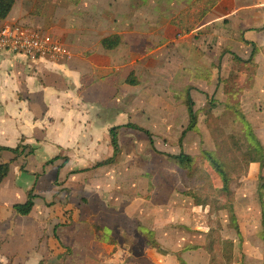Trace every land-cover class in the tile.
<instances>
[{
	"label": "crops",
	"instance_id": "crops-1",
	"mask_svg": "<svg viewBox=\"0 0 264 264\" xmlns=\"http://www.w3.org/2000/svg\"><path fill=\"white\" fill-rule=\"evenodd\" d=\"M243 1L14 0L0 27L57 38L71 56L0 55V264H134L129 253L120 262L112 229L96 230L97 206L82 198L118 169L121 138L143 133L128 124L152 134L157 123L190 120L188 98L197 104L200 91L221 89L264 146L255 124L264 115V0ZM29 193L34 206L21 216L13 206ZM68 211L73 225L63 226Z\"/></svg>",
	"mask_w": 264,
	"mask_h": 264
},
{
	"label": "rangeland",
	"instance_id": "rangeland-1",
	"mask_svg": "<svg viewBox=\"0 0 264 264\" xmlns=\"http://www.w3.org/2000/svg\"><path fill=\"white\" fill-rule=\"evenodd\" d=\"M185 12L188 16L193 13ZM249 75L238 83L244 85ZM206 91H200V102L193 105L196 129L187 132L182 141L188 115L180 121L157 123L151 128V139L143 133L123 136L118 169L103 175L106 185L98 194L88 186L82 204L97 206L89 207L98 213L92 223L97 231L112 229L108 241L121 248L120 262L129 253L132 259L136 257L134 264H179V260L184 264H264V202L258 196L264 165H250L257 150L240 115L224 106L221 89ZM262 118L264 115L258 117L256 126H264ZM258 130L264 142V130ZM263 148L261 145L264 164ZM202 150L212 152L224 166L227 192L222 190L219 175L203 160ZM181 151L194 157L187 170L177 169L169 158ZM64 214L68 221L62 225H73L72 217L67 218L72 212Z\"/></svg>",
	"mask_w": 264,
	"mask_h": 264
},
{
	"label": "trees",
	"instance_id": "trees-1",
	"mask_svg": "<svg viewBox=\"0 0 264 264\" xmlns=\"http://www.w3.org/2000/svg\"><path fill=\"white\" fill-rule=\"evenodd\" d=\"M13 3H14V0H0V20H3L7 17L9 12L11 11ZM111 40L112 39H110V38L103 40V45L106 48H111L113 46L109 43ZM254 51H255V49L253 50L252 56H254L253 55L255 53ZM187 109L189 112L190 120H189V124H188L187 129L182 133V136H181L179 141H182L184 135L187 132L194 131L196 129L197 116L193 112V103L191 102L190 98H188V101H187ZM234 111H236L237 114L240 115V120L243 121V123L245 124V131H246L247 137L252 141V143L254 145L253 149L257 150V153L252 152L255 155H253V157L250 159L249 163H260L261 168H262L264 164L261 162V160H262V155H261L262 149H260L261 143L257 139V137L253 134L251 124L245 119L241 110H239L237 107H234ZM127 128L141 131L144 134H146L149 139H151V134L148 131L141 129L140 127H138L136 125L128 124ZM110 134H111V139H112L111 144H112L114 151L116 153V151L118 150V143H117L118 134H117L116 129H112ZM151 144H152V141H151ZM201 156H202L203 160H205L209 165H211V167L214 169L215 173L217 175H219V177L222 181V187H223L222 190L224 192H227L228 191V183H229L228 182V175H227V172H226L224 166L222 165V163L219 161V159L212 152L202 150ZM255 156H256V158H255ZM169 158L176 165L177 169H180V170H183V169L187 170L194 161V157H192V156H190V155H188L182 151L179 152V154H177V155L169 156ZM112 162H113L112 160L102 162V163H99V166L106 165V164H109ZM7 173H8V166L7 165H0V183L7 176ZM258 196H259V200L261 202H264L263 201V199H264V177L262 176V174L259 175ZM33 199H34L33 194L29 193L28 199L24 204H17V205L13 206L14 211L21 216L28 215L32 211V208L34 206ZM262 213L263 214H262V219H261V225H262L261 240H262V243L264 246V209H263ZM236 230H237V233L239 235L238 228H236ZM179 264H184V263H183V261L179 260Z\"/></svg>",
	"mask_w": 264,
	"mask_h": 264
},
{
	"label": "built area",
	"instance_id": "built-area-1",
	"mask_svg": "<svg viewBox=\"0 0 264 264\" xmlns=\"http://www.w3.org/2000/svg\"><path fill=\"white\" fill-rule=\"evenodd\" d=\"M3 53L53 60L68 59L71 56L59 39L42 36L28 28L13 24L0 27V55Z\"/></svg>",
	"mask_w": 264,
	"mask_h": 264
}]
</instances>
